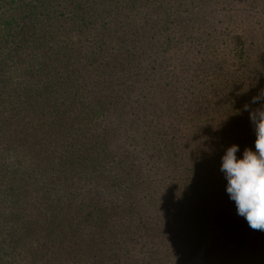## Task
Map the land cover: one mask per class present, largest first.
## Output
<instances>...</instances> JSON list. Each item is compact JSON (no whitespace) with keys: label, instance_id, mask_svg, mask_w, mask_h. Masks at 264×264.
<instances>
[{"label":"trees","instance_id":"trees-1","mask_svg":"<svg viewBox=\"0 0 264 264\" xmlns=\"http://www.w3.org/2000/svg\"><path fill=\"white\" fill-rule=\"evenodd\" d=\"M231 1L0 0V264H264L220 171L264 0Z\"/></svg>","mask_w":264,"mask_h":264},{"label":"clouds","instance_id":"clouds-1","mask_svg":"<svg viewBox=\"0 0 264 264\" xmlns=\"http://www.w3.org/2000/svg\"><path fill=\"white\" fill-rule=\"evenodd\" d=\"M252 105H258L252 107ZM249 113L254 148L233 144L221 157L220 171L227 181L226 192L235 203L236 213L254 230L264 231V89L243 106Z\"/></svg>","mask_w":264,"mask_h":264},{"label":"rangeland","instance_id":"rangeland-1","mask_svg":"<svg viewBox=\"0 0 264 264\" xmlns=\"http://www.w3.org/2000/svg\"><path fill=\"white\" fill-rule=\"evenodd\" d=\"M224 6H220L218 8V15H220L219 17H217V21L218 22H222V24H219L218 22L212 23L213 25L210 26L208 29H212L216 27L217 30L220 29V27L223 28H227V25L230 24L228 21V17H230L232 12H231V5H232V1L231 0H223ZM246 19L247 22H251V17L250 14L248 13L246 16H240L239 13H236V19L239 21L240 19ZM233 22V21H232ZM215 24V25H214ZM221 25V26H220ZM207 29V30H208ZM208 32V31H207ZM223 34V31H219V35ZM220 41L216 42L215 44H217V47H225L227 45H224V41L222 38L219 39ZM253 50V49H252ZM253 54V52H251ZM182 102L180 101H174L173 105H174V109L176 110V108L178 107L179 104H181ZM189 264H204L203 259L201 256L195 257L192 262H190Z\"/></svg>","mask_w":264,"mask_h":264}]
</instances>
